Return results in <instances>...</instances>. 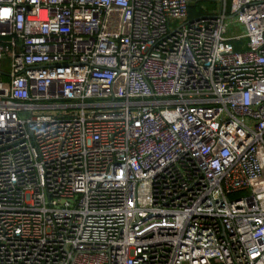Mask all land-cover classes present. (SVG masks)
<instances>
[{"label": "built area", "instance_id": "built-area-1", "mask_svg": "<svg viewBox=\"0 0 264 264\" xmlns=\"http://www.w3.org/2000/svg\"><path fill=\"white\" fill-rule=\"evenodd\" d=\"M6 8L0 264H264V0Z\"/></svg>", "mask_w": 264, "mask_h": 264}, {"label": "trees", "instance_id": "trees-1", "mask_svg": "<svg viewBox=\"0 0 264 264\" xmlns=\"http://www.w3.org/2000/svg\"><path fill=\"white\" fill-rule=\"evenodd\" d=\"M206 4V2H200L189 9V16L195 17L200 5Z\"/></svg>", "mask_w": 264, "mask_h": 264}, {"label": "clouds", "instance_id": "clouds-1", "mask_svg": "<svg viewBox=\"0 0 264 264\" xmlns=\"http://www.w3.org/2000/svg\"><path fill=\"white\" fill-rule=\"evenodd\" d=\"M11 11L12 10L8 9V8L0 10V20H3V19L10 17Z\"/></svg>", "mask_w": 264, "mask_h": 264}, {"label": "rangeland", "instance_id": "rangeland-1", "mask_svg": "<svg viewBox=\"0 0 264 264\" xmlns=\"http://www.w3.org/2000/svg\"><path fill=\"white\" fill-rule=\"evenodd\" d=\"M48 113H50L51 115H58V114H55V112L53 111H49Z\"/></svg>", "mask_w": 264, "mask_h": 264}]
</instances>
